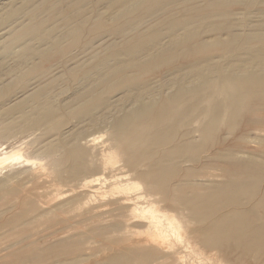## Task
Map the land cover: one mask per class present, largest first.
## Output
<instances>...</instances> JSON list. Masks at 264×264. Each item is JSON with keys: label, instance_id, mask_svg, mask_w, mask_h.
<instances>
[{"label": "bare ground", "instance_id": "obj_1", "mask_svg": "<svg viewBox=\"0 0 264 264\" xmlns=\"http://www.w3.org/2000/svg\"><path fill=\"white\" fill-rule=\"evenodd\" d=\"M3 16L12 22L0 32V137L40 130L35 151L61 180L60 165L89 174L78 139L107 124L137 183L122 186L115 221L98 226L6 198L17 189L0 179V229L19 228L0 264H77L91 256L85 240L107 233L116 248L89 264H197L186 252L264 264V0H21ZM215 164L225 179L208 172ZM36 212H50L54 229L44 250L20 237Z\"/></svg>", "mask_w": 264, "mask_h": 264}, {"label": "rangeland", "instance_id": "obj_2", "mask_svg": "<svg viewBox=\"0 0 264 264\" xmlns=\"http://www.w3.org/2000/svg\"><path fill=\"white\" fill-rule=\"evenodd\" d=\"M20 1L21 0H0V16L2 17V20L0 21V32H1V30H4L5 35L8 32V27H10L9 23H11L12 21H5L3 19L4 18L3 9L10 2L19 5ZM37 2L39 3V0H37ZM23 17H24V15L19 16L17 20L15 19V21H21V19H23ZM6 78H7L6 76H4L0 73V84L7 83ZM203 104H205V103H203ZM203 104H200L201 107L204 106ZM199 114H201V113L199 112ZM196 116L198 117L199 115H196ZM201 118H202V115H201ZM72 122H73L72 118H69L67 120V122L63 123V125L61 126V129L62 128H63V130L69 129ZM107 127H109V125L103 124L102 126L96 128L97 129V130L95 129L96 131H94V129H93L92 130L93 134L91 133V131H86L85 133H83L80 136L79 139H81V140L78 139L79 145L81 147L83 146L84 150L87 151V153L90 152L87 155L85 154L86 162L88 160H90V162L92 164L94 163L93 164L94 166H92V164L90 162H89L90 164H88L89 165V170H88L89 174L86 172V173L80 174V176H71V175H69L67 170H65L64 165H60L58 169L60 170V174L62 176L61 180H60V178L57 179V175L54 172L55 169L50 165L51 164L49 161L50 158L47 159L46 156H42L38 153V151L37 152L35 151L36 148H38V149L40 148V145H39L41 142L40 130H38L36 128L35 129L29 128L28 130H25V131L23 130V132L21 131V133L19 131V132H14L16 134L11 133L9 136L6 135L5 137H0V156L4 155L7 157V155H8V158H9V159H5L6 161L4 160L0 163V167H1L0 168V179H4V180L9 179V180H7L8 185L13 184L10 186L16 187V189H17L16 193H14L13 195L7 196L5 194L3 196H5L6 198H9V199H13V200H14V198H16L17 201H22L25 197L29 198L31 201L34 200V204L37 207H39L38 212H43V211H48V210L56 211V213L58 212L56 214V220H60L61 218H64L65 220L67 218L69 220H72V219L76 220L78 218L80 219L84 215L83 217L87 219V222H89L88 224H90V222H92L95 225L98 224V226H106V225L112 224L115 221V215H113V214H115L116 212L113 210L114 206H111V205L116 204L115 202L120 197V193L123 192V187H126V185L130 184V183H137L136 182L137 180H136V175L134 178L135 172L132 169H130V167L122 159V157H121L122 161L120 160V157H119L120 154H118V152L116 153L117 150L114 151L113 148L112 149L110 148V147H114V146H113V143H111V140L108 136L110 133V130H109L110 127L109 128H107ZM92 136H96V137L98 136L95 143L94 144L88 143V142L86 143L85 141H88V138H91ZM49 137H51V135ZM45 138L46 137L44 136L43 140ZM43 140H42V144L44 142ZM97 140H98V143H97ZM107 142H108V148H107V145H105V143L107 144ZM250 143L253 144L252 146L255 148L256 143L255 142H250ZM250 143H249V145H250ZM88 145H90V146H88ZM102 148H105L104 149L105 151L102 150ZM106 150H108V151H106ZM109 150H111V151H109ZM100 151L103 152L102 155H101ZM112 151L115 152L114 156H116V157L113 156L114 153H111ZM8 153L10 154V156L12 155V153L16 154V155L19 154L20 159L19 158L13 159L9 156ZM99 153H100V155H99ZM105 153H106V155H105ZM91 154H93V155H91ZM103 154H104V156H103ZM87 156H88V159H87ZM105 156H108V158ZM29 157H30V159H29ZM100 157H101V159H100ZM102 157H103V159H102ZM104 157L106 160H104ZM93 158H94V160H93ZM98 159L104 161L105 163L102 161H98ZM204 160H202V162H204ZM100 162L103 163V165L105 164L106 167L102 166V164ZM27 163H28V165H27ZM31 165H33V166H31ZM44 165H46V166H44ZM107 165H108V167H107ZM36 166H38V168ZM95 166L96 167L98 166L97 168L99 170H96L97 168ZM91 167H93V168L95 167V168L93 169ZM102 167H103V169H102ZM210 168H211V171H210ZM210 168H207V170L209 169L208 172L212 173L213 175H219V177H215V178H218L219 180H223L224 177L220 176V174H222V171H221L222 168L220 165L218 166L215 164ZM91 169H92V172H91ZM115 170H117V171H115ZM10 172H12V173H10ZM111 172H113V173L111 174ZM48 173H49V175H48ZM114 174H116V175H114ZM12 176H14V177H12ZM37 176H38V178H37ZM87 176H89V177H87ZM107 177H109V178H107ZM88 178H90V179H88ZM120 178H121V180H120ZM56 179H57V181H56ZM9 181H10V184H9ZM91 183L93 184V186ZM111 183H113V184H111ZM79 185H81V186H79ZM83 187H86V188H83ZM95 187H97V188H95ZM137 187H138V189H137ZM137 187L134 189H129L130 192H132L133 190H134L133 193L142 192V190H143L142 186H140V184H139ZM117 188L119 190H117ZM59 189H61V190L59 191ZM98 193H100V194L102 193L101 194L102 196ZM114 193H115V195H114ZM93 194H95V195H93ZM88 196H90V197H88ZM18 197H20V198H18ZM39 197H40V199H39ZM45 197H46V199H45ZM85 197H87V198H85ZM91 199H94V201H92ZM99 199H100L101 203L99 202ZM90 200H91V202H90ZM93 202L94 203L96 202V203L94 204ZM12 204L17 205L14 202H12ZM102 204L105 205V207H107L106 208L107 212H106V210L103 212H99V210L95 209L96 206L102 205ZM107 204H108V206H107ZM44 206H46L47 208ZM76 206L78 207L77 209H75ZM12 208L14 209L15 207H12ZM38 212L32 213L30 215V218H32V220L36 219V220H34V225H33V227L30 228V231L27 232V234L26 233L23 235L21 234L20 237L22 239V238L27 236L28 239L30 238L29 240H35V242L38 246V249L40 248L39 250H44L49 245V244L47 245V242L50 243L53 240L54 229H52V232H53L52 233L51 228H48V226L52 223V221H51V217L47 216L52 211L48 212V214L47 213L42 214L40 217H39L40 214L38 215ZM3 213H4V215L3 214H1V215H2V217L4 216V218H5L6 214H5V212H3ZM85 213H86V215H85ZM58 214H59V216H58ZM77 216H79V217L77 218ZM69 217H71V219ZM101 217H103V218H101ZM105 219H106V221H105ZM109 221L110 222L112 221V222L110 223ZM103 222H105V223H103ZM15 229L18 230L19 228H15ZM15 229L10 230V231L5 230L4 228L0 229V246H1L0 249L8 247L9 242L13 239L12 234H14V232H16ZM117 232L119 233V231H117ZM112 234L113 233H109V234L107 233V234H105L106 237H105V235L102 234L100 237L87 238L84 242L85 244L83 243V245H82L81 251H82V253L91 254V256H90L91 260H90V258H84L83 260L79 261L77 264H89L91 261L96 260V259L99 260V258L100 259L103 258L107 254H109L112 250H114L116 248L115 247L116 245L114 244L115 245L114 246L113 243H109L110 242L109 239L111 238L109 236H112ZM10 238H12V239H10ZM102 238L103 239L105 238V243H104V241H102L103 240ZM94 239L98 240V241L96 242ZM40 241H41V243H40ZM23 242H25V239L22 242L20 241L17 245L12 246V247L19 249L23 246L22 245ZM97 243H99V244H97ZM107 245L109 248L107 247ZM86 248H88V250ZM89 249H90V251H89ZM187 253L188 252H186V256L189 257L190 260L193 259L192 261H194V263L197 262V264H205V260L203 257H201L200 254L196 256V254H194V253H191L190 255H189V253L188 254ZM197 257H199V259L202 258V259H200L201 261ZM199 261L201 263H199Z\"/></svg>", "mask_w": 264, "mask_h": 264}]
</instances>
